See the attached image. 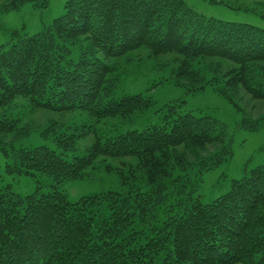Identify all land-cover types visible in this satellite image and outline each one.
Here are the masks:
<instances>
[{
	"label": "trees",
	"instance_id": "1",
	"mask_svg": "<svg viewBox=\"0 0 264 264\" xmlns=\"http://www.w3.org/2000/svg\"><path fill=\"white\" fill-rule=\"evenodd\" d=\"M143 48L152 58L178 56L177 74L194 90L215 82L226 97L242 88L264 100V28L207 17L184 0H69L42 32H15L0 46V146L12 159L7 171L38 185L27 196L0 187V264H264V165L212 203L197 194L203 173L232 154L210 115L170 105L162 124L98 135L83 153L75 134L56 137L55 148L2 138L39 110L82 111L94 125L133 121L154 101L115 97L116 62ZM108 159L121 164L106 170L126 191L71 202L64 184Z\"/></svg>",
	"mask_w": 264,
	"mask_h": 264
},
{
	"label": "rangeland",
	"instance_id": "2",
	"mask_svg": "<svg viewBox=\"0 0 264 264\" xmlns=\"http://www.w3.org/2000/svg\"><path fill=\"white\" fill-rule=\"evenodd\" d=\"M12 1L0 0V46L8 43L15 32H24L30 36L42 32L45 26L65 13V4L69 0L27 2L18 9L9 7ZM184 1L207 17L264 28V0ZM208 64L211 68L217 62L212 60ZM116 65L118 86L115 97L144 94L151 96L154 101L150 109L133 121L121 124L109 121L107 124L94 125L87 113L82 111L62 114L39 110L27 114L16 133L2 138L14 147L30 143L33 146L47 145L55 148L56 137L62 133L70 136L75 134L77 139L74 151L83 153L98 135L116 136L162 124L166 111L172 105L181 113L210 115L225 128V142L230 145L232 154L219 166L203 173L197 194L201 195L204 204L212 203L226 194L233 180H240L252 169L264 165V100L252 99L242 88L231 91L232 95L226 97L217 89L224 84L215 82L207 84L204 89L194 90L195 83L190 80L187 82V79L184 81L178 76L180 58L175 54L152 58L149 57L148 49L143 48L127 58L117 60ZM227 68L228 65L222 62L215 73L221 75ZM207 79L211 77L207 76ZM243 122L248 123V127H244ZM255 123L258 127L250 129L249 124ZM90 126H94V129H90ZM182 153L192 162L198 156L196 151L187 148ZM11 162L12 159L4 154L0 146V187L11 185L13 191L21 196L32 194L37 188V180L28 175L8 172L7 165ZM108 165L120 168L121 164L110 159L100 161L97 168L90 170L83 178L66 182L63 190L68 199L74 203L81 197L93 194L125 192L126 187L121 184L117 174L106 170ZM40 181L48 182L46 178Z\"/></svg>",
	"mask_w": 264,
	"mask_h": 264
}]
</instances>
